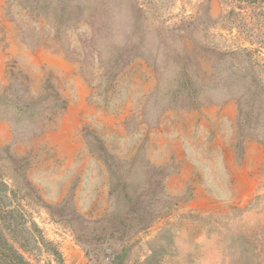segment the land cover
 Here are the masks:
<instances>
[{
  "label": "rangeland",
  "instance_id": "rangeland-1",
  "mask_svg": "<svg viewBox=\"0 0 264 264\" xmlns=\"http://www.w3.org/2000/svg\"><path fill=\"white\" fill-rule=\"evenodd\" d=\"M252 1L0 0V246L264 264V100L221 53L264 85Z\"/></svg>",
  "mask_w": 264,
  "mask_h": 264
},
{
  "label": "trees",
  "instance_id": "trees-1",
  "mask_svg": "<svg viewBox=\"0 0 264 264\" xmlns=\"http://www.w3.org/2000/svg\"><path fill=\"white\" fill-rule=\"evenodd\" d=\"M254 2L252 0H245ZM222 56L230 55L232 59H238L236 67L243 68L246 70L241 73L240 79L245 82L246 90L250 91L249 98L253 101L256 97H261L258 103H262L264 100V85L262 81L258 80V72L252 70V65L255 64L254 59L251 57L252 50L248 48H234L226 52H221ZM247 61H249L247 63ZM240 73V72H239ZM252 88V90H250ZM249 110L246 115H251L254 112L253 104L249 105ZM0 264H29L23 259L21 255H18L15 251L10 250V247L0 246Z\"/></svg>",
  "mask_w": 264,
  "mask_h": 264
}]
</instances>
